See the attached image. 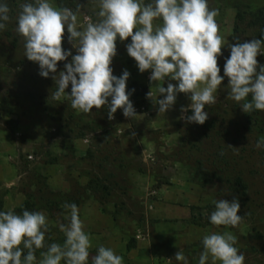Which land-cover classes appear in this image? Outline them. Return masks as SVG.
<instances>
[{
    "label": "rangeland",
    "instance_id": "1",
    "mask_svg": "<svg viewBox=\"0 0 264 264\" xmlns=\"http://www.w3.org/2000/svg\"><path fill=\"white\" fill-rule=\"evenodd\" d=\"M52 2L61 8L56 0ZM77 3L81 7L73 11L78 26L98 20L96 0ZM209 7L219 10L215 18L218 34L224 44L230 45L237 42L233 35L237 12L244 11L248 17L260 9L264 12V0H209ZM249 21L250 18L242 26ZM13 22L10 24H14L15 30ZM153 24L161 26L162 21L154 20ZM256 31L254 26H248L239 41L264 40L255 36ZM68 36L65 26L62 48L75 55L76 49L68 42ZM130 42V37L125 41L117 38V53L110 67L117 77L125 69L129 71L126 91L135 89L129 99L137 116L126 118L123 110L118 109L114 119L109 120L106 107H94L85 114L73 109L66 97L60 101L52 98L56 90L52 77L57 75L59 79V72L65 70L64 65L71 57L58 62L56 73L42 77L38 64L24 57V41L13 47L0 31V211L14 210L17 214L25 209L42 211L49 221L47 246L59 243L57 240L64 236L59 224L67 223L65 217L70 211L64 205L83 204V210L78 208L79 217L87 218L89 223L84 230L90 235L91 259L100 246L108 248L112 240L116 242L114 252L120 240L129 249L136 228L144 226L147 219L153 232L158 219L175 220L159 217L153 202L167 201L163 207L170 209L172 204L174 210L182 203L178 194L166 200L154 190L177 186L182 180L177 175L185 171L188 182L195 188L192 189L194 202L190 205L191 226L182 232L194 238L197 226L214 227V232L229 231L236 236V247L245 255L244 264H264V153L256 148L254 141L255 128L261 124L264 111L256 117L228 99L226 77L214 94L216 102L205 108L209 115L203 125L181 119L191 114L190 109L181 112L182 107L191 103L190 93H179L172 108L159 113L155 103L163 98L158 96L159 82L150 81L151 70L139 71L126 50ZM221 51L218 66L223 75L230 49L225 45ZM257 60L264 65V55H258ZM168 83L176 81L166 80L163 86L167 87ZM150 91L153 100L147 96ZM66 92L70 94L71 84ZM217 151L224 152L229 161L223 172L225 178L241 175L248 186L249 207L240 203L238 215L244 219L235 228L212 225L208 220L214 201H232L228 184L213 177L211 160ZM146 187L150 188L149 194L144 192ZM169 212L161 209V213ZM99 214L105 216L103 228L97 226ZM160 243L175 251L172 241ZM201 244V241L192 242L188 254H194V247ZM43 251L46 247L36 251L38 261ZM123 262L129 264L126 259Z\"/></svg>",
    "mask_w": 264,
    "mask_h": 264
},
{
    "label": "clouds",
    "instance_id": "2",
    "mask_svg": "<svg viewBox=\"0 0 264 264\" xmlns=\"http://www.w3.org/2000/svg\"><path fill=\"white\" fill-rule=\"evenodd\" d=\"M98 20L78 26V17L72 9L57 8L52 0H26L16 17L15 31L24 38V57L39 66V75L49 77L56 73L60 61L64 71L52 78L56 90L54 100L67 98L71 107L88 114L102 106L108 109V119H114L118 109L126 118L137 113L129 97L135 89L126 91L130 73L125 69L117 77L110 67L117 53L116 41L131 38L126 45L128 55L136 61L141 73L151 70L150 81L159 82L155 103L159 113H166L176 102L179 93H190L191 103L181 112L188 123L203 125L208 119L206 106L216 102L214 95L228 78V99L237 102L245 113L264 111V65L257 56L264 55V40L252 39L235 44H224L218 34L215 18L219 10L209 7V0H96ZM81 7L78 4V8ZM7 0H0V31L11 19ZM161 26H154V20ZM65 26L68 42L76 49L62 48ZM264 37V31L261 32ZM230 49L225 58L223 75L218 66L222 47ZM166 80L175 84H163ZM162 82V86H161ZM71 84V92L66 89ZM147 96L152 99L150 91ZM250 97V100L248 99ZM109 98L110 101H109ZM153 100V99H152ZM264 149V136L256 143ZM208 216L212 225L238 227L244 217L238 215V199H219ZM70 210L60 223L63 244L45 245L49 230L48 217L42 211H0V264H123V258L113 249L100 246L90 259V235L84 230L75 203H66ZM203 250L199 264H244L245 255L236 247L237 238L231 232H212L202 237ZM46 247L37 260L36 251ZM177 264H189L182 249L176 252Z\"/></svg>",
    "mask_w": 264,
    "mask_h": 264
},
{
    "label": "crops",
    "instance_id": "3",
    "mask_svg": "<svg viewBox=\"0 0 264 264\" xmlns=\"http://www.w3.org/2000/svg\"><path fill=\"white\" fill-rule=\"evenodd\" d=\"M185 171H182L177 176L180 177V182L177 186H171L170 188H158V190H154L155 192H158V194L161 197H164L166 200L168 197L177 195L179 199L182 200L181 204H177L175 207V211L172 208V204L170 209H167V206L164 208V205H167L168 202H162V201H156L153 202V205L155 207V211H157L159 214V217H172L176 218L172 222H166L159 219L157 220L156 224V231L153 232L150 228V221L149 219L146 220V223L144 226H139L136 228L134 235H133V244L130 246L129 249L126 247V243L121 242L120 240V246L117 244L116 252L115 254L121 256L123 259H126V262L129 264H170L168 260L174 259V256L177 251L180 249L183 250L185 256L188 258L189 264H199V255L201 251L203 250V246L196 245L194 254H188V246L194 242V241H202V237L205 234H209L214 232V227H198L196 228L197 234L192 238L190 234L184 231L187 227L191 226V221L189 220L190 216V205L193 204V184L188 182L187 175H185ZM150 188H145L144 192L145 194H149ZM191 191V192H190ZM194 193V192H193ZM169 195V196H168ZM160 197V198H161ZM83 210V204H80L78 208ZM154 207L151 208L154 209ZM161 209L165 211L170 212L168 214L161 213ZM81 221L84 223V228H88V220L87 218L81 217ZM105 219V216L103 214H99L97 216V226L100 225V227H104L103 220ZM114 220V218H111ZM99 220H102V223H99ZM190 224V225H189ZM178 228V230H177ZM192 228V227H191ZM180 230V232H178ZM186 231V230H185ZM196 237V238H195ZM196 239V240H195ZM111 241V240H110ZM165 241H172L174 244L175 251L167 250L163 246H161L160 242ZM159 242V244H158ZM157 243V244H156ZM116 242L112 240L108 244V248H115ZM124 245V246H123ZM178 248V249H177ZM198 257V258H197ZM192 258V262H191ZM191 262V263H190ZM124 264V262H123ZM171 264H177L175 260L171 261ZM209 264H211V261H209ZM219 264V262H217Z\"/></svg>",
    "mask_w": 264,
    "mask_h": 264
},
{
    "label": "trees",
    "instance_id": "4",
    "mask_svg": "<svg viewBox=\"0 0 264 264\" xmlns=\"http://www.w3.org/2000/svg\"><path fill=\"white\" fill-rule=\"evenodd\" d=\"M77 1L78 0H56V3L61 8L67 7L72 10H76L78 7ZM25 2L26 1H24L23 3ZM145 2L147 3L149 2V0H145ZM7 3L11 9V12H10L11 19L9 20V22H7L6 29L3 30L2 32L4 33L5 36L8 37L10 44L13 47H17L21 40L24 41V38L20 36L15 30L12 29L14 24L12 25L10 23L13 21L15 22V24L17 23L16 17L18 16L20 12V7L23 3L19 2L18 0H7ZM249 18H250L249 23H247L246 26L243 27L242 24L246 23L247 19ZM248 26H254L257 30L255 32V36L258 38L261 37V32L264 31V12L261 9L258 11L252 12L250 17H248L247 14L244 13V11L239 10L237 12L236 21H235V25L233 29V35L236 36V40L240 39L241 35L245 33L246 28ZM262 113L263 111H253L250 114L257 117L261 115ZM255 133L256 134L254 137L255 139L254 141L255 143H257V140L261 136L264 135V118L262 119L261 124H259L255 128ZM261 152L264 153V149H261ZM211 166L213 170V177L217 178L218 180H224V182L228 184V188L230 189V193L232 194V200L238 199L239 203H241L242 206L249 207L250 196L248 193V186L245 183L243 177L241 175H235V177L231 179V178H225V176L223 175L224 170H226L229 166V161L227 160L224 152L217 151L214 154V157L211 160ZM220 192L222 193L223 191L221 190ZM64 239L65 237L62 236V238L57 240V242L63 243ZM92 254L93 253L90 252V256Z\"/></svg>",
    "mask_w": 264,
    "mask_h": 264
}]
</instances>
